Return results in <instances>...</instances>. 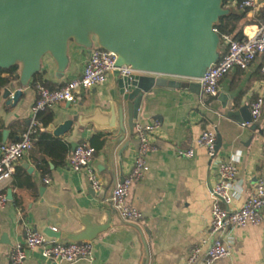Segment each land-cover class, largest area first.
Returning a JSON list of instances; mask_svg holds the SVG:
<instances>
[{
    "label": "crops",
    "instance_id": "obj_1",
    "mask_svg": "<svg viewBox=\"0 0 264 264\" xmlns=\"http://www.w3.org/2000/svg\"><path fill=\"white\" fill-rule=\"evenodd\" d=\"M263 21L264 0H258L242 21L243 27ZM89 53L71 42L64 72L49 54L45 55L41 81L47 87H59L80 76ZM117 91L118 76L113 72L102 85L80 91L75 102L57 104L40 115L52 116L41 132L64 141L69 152L63 165L47 158L48 167L43 171L37 159L45 156L32 147L17 162L12 178L0 184V192L7 197V203L0 207V264H11L13 246L23 242L30 231L61 242H90L91 257L73 264H183L193 246L200 245L205 251L214 240L209 232L214 203L211 188L219 179L220 163L238 158L243 194L230 207L242 205L254 183L259 178L264 180V106L258 118L251 116L252 103L264 97V75L257 58L248 69H234L221 79L217 94L225 97L224 105L219 99L208 105L189 88H154L145 94L137 122L158 124L152 134L156 150L147 156L149 171L131 185L127 197L131 206L143 212V218L138 223L124 220L110 197L115 185L131 170L139 147L135 132H129L127 116L125 138L116 143V131L80 128L78 121L63 136L48 129L50 124L58 126L73 116L84 122L95 116L100 127L115 125L117 117L112 115L111 105ZM3 92L1 87L0 143L4 130H8L9 143L27 129L37 92L30 83L15 105L6 103ZM242 120L250 123L241 126ZM206 129L217 134L214 158L198 144ZM75 143L96 148L92 165L100 177V189L91 186L85 172L71 170L69 159ZM179 149H193L194 156H181ZM45 178L50 182L45 183ZM8 190L12 199H8ZM232 238V255L212 264H264V214L259 224L235 228ZM27 264L69 263L45 258L38 248L28 252Z\"/></svg>",
    "mask_w": 264,
    "mask_h": 264
},
{
    "label": "water",
    "instance_id": "obj_2",
    "mask_svg": "<svg viewBox=\"0 0 264 264\" xmlns=\"http://www.w3.org/2000/svg\"><path fill=\"white\" fill-rule=\"evenodd\" d=\"M224 0H0V68L19 66V77L4 87L8 105L18 103L23 88L41 72L49 54L64 72L71 42L91 51L96 45L117 55V66H131L132 78H119L111 105L117 123L100 127L95 116L84 122L73 116L49 125L56 136L80 128L116 131L113 142L125 138V116L134 133L141 101L154 88H189L206 104L225 97L202 93L197 81L220 57L221 37L215 31L228 14ZM8 130L3 131L6 143ZM75 143L73 147L77 146ZM124 144L120 152L127 148ZM218 148V142H217ZM8 199H12L8 190Z\"/></svg>",
    "mask_w": 264,
    "mask_h": 264
},
{
    "label": "built area",
    "instance_id": "obj_3",
    "mask_svg": "<svg viewBox=\"0 0 264 264\" xmlns=\"http://www.w3.org/2000/svg\"><path fill=\"white\" fill-rule=\"evenodd\" d=\"M258 0H243L241 7L254 9ZM232 5L237 1L232 0ZM215 31L217 29L215 28ZM260 59L261 73L264 75V21L259 25L243 27V36L234 39L229 34L221 36L220 57L206 70L204 76L197 81L202 93L207 96L217 95L221 79L234 69L246 70L257 59ZM119 72V78H132L136 71L131 66H117V55L99 47H93L80 76L65 81L56 89H50L43 84L36 85L37 98L32 107V118L21 137L13 142L0 143V184L9 181L16 170L17 162L33 147V137L44 127L40 115L55 105L77 100L80 91L90 90L102 85L110 73ZM264 97H258L251 107L252 119L261 114ZM250 122L240 121L241 126ZM155 122H137L134 127L139 142L137 154L128 174L118 182L112 190L110 202L121 217L132 223H138L143 218V212L131 206L127 197L131 185L143 178L150 167L147 156L156 150L152 134L157 129ZM198 144L204 147L209 156L217 154V134L206 129L198 138ZM96 148L89 143L78 144L70 159L69 166L74 172H85L91 186L98 190L101 180L97 170L92 165ZM178 154L187 158L194 156V150H178ZM238 158L232 157L219 165V179L211 188L214 200L209 232L215 236L210 246L203 251L202 246H193L183 264H212L214 261L232 255V232L237 227L256 225L262 222L264 214V180L259 178L253 185L251 194L238 207H230L235 200L242 197L243 190L238 181ZM50 180L45 178V183ZM7 203L4 192H0V207ZM40 249L41 254L49 259L65 260L73 264L81 259L89 258L93 246L90 242H61L49 238L38 231H30L23 242L13 246L11 264H27L28 252Z\"/></svg>",
    "mask_w": 264,
    "mask_h": 264
},
{
    "label": "trees",
    "instance_id": "obj_4",
    "mask_svg": "<svg viewBox=\"0 0 264 264\" xmlns=\"http://www.w3.org/2000/svg\"><path fill=\"white\" fill-rule=\"evenodd\" d=\"M237 4L232 5V0H224L223 7L230 10V12L218 20L215 24V28L218 31L220 37L223 34H229L234 39H240L243 36V22L249 11V7H241L243 0H236ZM252 23V22H249ZM95 47H98L97 45ZM100 48V47H99ZM19 77V66H12L9 69L0 68V88L5 87L10 80L18 79ZM41 72L36 74L32 80V84L36 86L37 84H44L41 81ZM48 86V85H46ZM50 89H56L57 86H49ZM52 119L51 114L41 116V121L43 125L47 126ZM33 147L38 148L41 153L45 156L43 158L37 159L38 167L41 170H45L48 166L47 158L52 159L56 164L63 165L66 162L68 155L67 144L57 138L49 136L46 132H39L33 137Z\"/></svg>",
    "mask_w": 264,
    "mask_h": 264
}]
</instances>
